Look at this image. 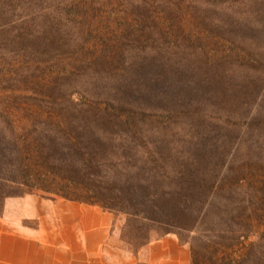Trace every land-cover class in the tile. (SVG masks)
I'll return each mask as SVG.
<instances>
[{
	"label": "rangeland",
	"instance_id": "obj_1",
	"mask_svg": "<svg viewBox=\"0 0 264 264\" xmlns=\"http://www.w3.org/2000/svg\"><path fill=\"white\" fill-rule=\"evenodd\" d=\"M17 135L38 149L33 188ZM9 162L0 213L32 194L111 219L108 244L82 237L88 257L35 264L138 256L168 234L192 264H264V0H0Z\"/></svg>",
	"mask_w": 264,
	"mask_h": 264
},
{
	"label": "crops",
	"instance_id": "obj_2",
	"mask_svg": "<svg viewBox=\"0 0 264 264\" xmlns=\"http://www.w3.org/2000/svg\"><path fill=\"white\" fill-rule=\"evenodd\" d=\"M100 217L106 219L100 226ZM91 219V220H90ZM37 220V227L28 223ZM111 219L95 209H83L73 202L38 200L32 194L7 198L0 213V264H35V252L76 249L87 255L82 237L99 234L108 244ZM93 251V250H92ZM84 252V253H83ZM76 253V254H77ZM86 264H192L191 252L178 237L168 234L148 244L138 256L124 259L102 256Z\"/></svg>",
	"mask_w": 264,
	"mask_h": 264
},
{
	"label": "trees",
	"instance_id": "obj_3",
	"mask_svg": "<svg viewBox=\"0 0 264 264\" xmlns=\"http://www.w3.org/2000/svg\"><path fill=\"white\" fill-rule=\"evenodd\" d=\"M17 139L20 142V144L16 145V148L21 154L19 172H20L21 178H23V181L19 183L27 187L33 188L34 185L30 180L33 177V175L30 169L29 159H31L32 153H33L31 148H33V150L36 152H38V149L37 148L34 149V147L29 146L28 142L25 140V138L22 135H19V136L17 135ZM3 165L5 166L1 167L0 169V179H3V180L7 179L8 181L12 183H17L16 181H14V178L12 177V174L16 171V166L12 164V162L4 163ZM5 177H8V178H5ZM65 198L68 199V197H65Z\"/></svg>",
	"mask_w": 264,
	"mask_h": 264
}]
</instances>
